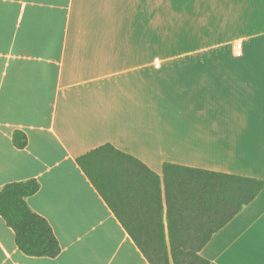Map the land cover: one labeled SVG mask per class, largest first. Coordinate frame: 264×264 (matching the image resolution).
<instances>
[{
  "label": "crops",
  "instance_id": "1",
  "mask_svg": "<svg viewBox=\"0 0 264 264\" xmlns=\"http://www.w3.org/2000/svg\"><path fill=\"white\" fill-rule=\"evenodd\" d=\"M159 6L0 0V190L37 180L27 204L61 249L23 254L0 217V264H149L77 164L102 145L160 176L172 164L264 181V0H237V34L223 37L242 40L237 61L160 60ZM199 255L264 264V189Z\"/></svg>",
  "mask_w": 264,
  "mask_h": 264
},
{
  "label": "trees",
  "instance_id": "2",
  "mask_svg": "<svg viewBox=\"0 0 264 264\" xmlns=\"http://www.w3.org/2000/svg\"><path fill=\"white\" fill-rule=\"evenodd\" d=\"M12 143L23 149L27 138L16 130ZM76 161L149 264H212L201 249L264 189L262 180L172 164L160 176L109 144ZM39 188L35 179L3 186L0 217L23 254L55 258L51 226L27 204Z\"/></svg>",
  "mask_w": 264,
  "mask_h": 264
},
{
  "label": "rangeland",
  "instance_id": "3",
  "mask_svg": "<svg viewBox=\"0 0 264 264\" xmlns=\"http://www.w3.org/2000/svg\"><path fill=\"white\" fill-rule=\"evenodd\" d=\"M219 1L220 8L213 7L212 0H160V60L237 61L235 56L241 47L237 49L236 45L241 43L243 46L242 40L235 38L231 45H227L225 43L231 39L223 38L230 33L237 34V0ZM218 9L220 12L214 13ZM260 27L264 29V21L259 22ZM204 29L205 38H199ZM212 29L219 31L212 33ZM220 39V47L210 45Z\"/></svg>",
  "mask_w": 264,
  "mask_h": 264
},
{
  "label": "built area",
  "instance_id": "4",
  "mask_svg": "<svg viewBox=\"0 0 264 264\" xmlns=\"http://www.w3.org/2000/svg\"><path fill=\"white\" fill-rule=\"evenodd\" d=\"M236 46H237V49H240L241 43H238Z\"/></svg>",
  "mask_w": 264,
  "mask_h": 264
}]
</instances>
